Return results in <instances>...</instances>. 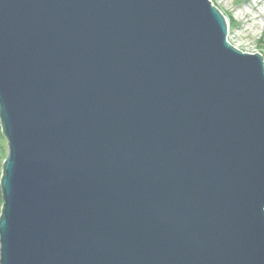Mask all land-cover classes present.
<instances>
[{"label": "water", "instance_id": "water-1", "mask_svg": "<svg viewBox=\"0 0 264 264\" xmlns=\"http://www.w3.org/2000/svg\"><path fill=\"white\" fill-rule=\"evenodd\" d=\"M211 0H0V264H264V61Z\"/></svg>", "mask_w": 264, "mask_h": 264}, {"label": "rangeland", "instance_id": "rangeland-1", "mask_svg": "<svg viewBox=\"0 0 264 264\" xmlns=\"http://www.w3.org/2000/svg\"><path fill=\"white\" fill-rule=\"evenodd\" d=\"M211 2L226 18L228 42L242 52L252 54L257 52L264 61V0H211ZM6 154L7 142L0 127L1 170Z\"/></svg>", "mask_w": 264, "mask_h": 264}, {"label": "trees", "instance_id": "trees-1", "mask_svg": "<svg viewBox=\"0 0 264 264\" xmlns=\"http://www.w3.org/2000/svg\"><path fill=\"white\" fill-rule=\"evenodd\" d=\"M1 173H2V172H1V168H0V177H1ZM0 201H2V198H1V188H0ZM1 204H2V203H1ZM1 204H0V205H1ZM0 209H1V206H0Z\"/></svg>", "mask_w": 264, "mask_h": 264}]
</instances>
